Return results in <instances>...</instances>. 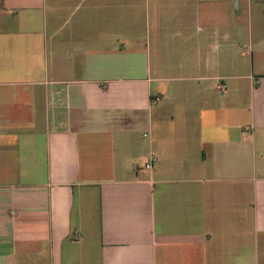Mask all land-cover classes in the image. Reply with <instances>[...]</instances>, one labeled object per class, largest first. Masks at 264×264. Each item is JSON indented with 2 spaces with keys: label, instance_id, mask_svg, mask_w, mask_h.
<instances>
[{
  "label": "crops",
  "instance_id": "0c3cea01",
  "mask_svg": "<svg viewBox=\"0 0 264 264\" xmlns=\"http://www.w3.org/2000/svg\"><path fill=\"white\" fill-rule=\"evenodd\" d=\"M0 264H264V0H0Z\"/></svg>",
  "mask_w": 264,
  "mask_h": 264
},
{
  "label": "built area",
  "instance_id": "2783aa9c",
  "mask_svg": "<svg viewBox=\"0 0 264 264\" xmlns=\"http://www.w3.org/2000/svg\"><path fill=\"white\" fill-rule=\"evenodd\" d=\"M217 89L223 90V89H225V85L220 83L217 85ZM155 100L158 101L159 98H156ZM153 162H154V159H151L150 162H148L147 164L144 165V168L147 170H151L153 168Z\"/></svg>",
  "mask_w": 264,
  "mask_h": 264
},
{
  "label": "rangeland",
  "instance_id": "374dc122",
  "mask_svg": "<svg viewBox=\"0 0 264 264\" xmlns=\"http://www.w3.org/2000/svg\"><path fill=\"white\" fill-rule=\"evenodd\" d=\"M218 84H220V83H218ZM177 85V84H176ZM180 85V84H179Z\"/></svg>",
  "mask_w": 264,
  "mask_h": 264
}]
</instances>
